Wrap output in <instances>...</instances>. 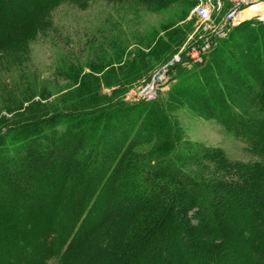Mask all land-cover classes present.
<instances>
[{
    "label": "trees",
    "instance_id": "1",
    "mask_svg": "<svg viewBox=\"0 0 264 264\" xmlns=\"http://www.w3.org/2000/svg\"><path fill=\"white\" fill-rule=\"evenodd\" d=\"M92 1L0 0V76L24 64L55 7ZM215 41L201 64L177 68L172 100L231 134L250 161L238 168L221 149L183 143L162 102L92 95L84 112L0 116V264H264V22Z\"/></svg>",
    "mask_w": 264,
    "mask_h": 264
},
{
    "label": "rangeland",
    "instance_id": "2",
    "mask_svg": "<svg viewBox=\"0 0 264 264\" xmlns=\"http://www.w3.org/2000/svg\"><path fill=\"white\" fill-rule=\"evenodd\" d=\"M201 2L209 5L208 0ZM254 2L264 0H228L230 7L240 3L246 8ZM229 5L212 11V24L206 30L199 27L193 9L179 4L159 12L104 0H94L82 10L59 5L52 11L53 23L48 22L43 32L27 44L29 54L24 64L13 76H0V110L9 109L0 116L10 121L6 123L9 125L11 120L29 115L84 112L92 95L107 102L138 103L127 97L167 69L176 81L171 80L159 91L155 103L166 106L183 143L221 149L230 158L229 165L242 167L250 160L231 134L198 116L187 100H172L180 85L178 78L194 68L187 57L190 48L201 46L209 37L214 41ZM238 11V24L249 21L242 19V9ZM221 45L219 40L217 46ZM238 52L240 57L244 55ZM177 68L185 72L180 75ZM74 71L87 78L80 84L66 80Z\"/></svg>",
    "mask_w": 264,
    "mask_h": 264
},
{
    "label": "built area",
    "instance_id": "3",
    "mask_svg": "<svg viewBox=\"0 0 264 264\" xmlns=\"http://www.w3.org/2000/svg\"><path fill=\"white\" fill-rule=\"evenodd\" d=\"M202 0H199V4L193 8V14L196 16L199 27H202L203 30H206L210 27L212 24V11L221 10L223 7V4L220 0H215L209 3V5L203 4L201 2ZM240 6V3H235L232 7L229 6L228 11L225 14L224 19L222 20V24L219 27L218 31L216 32L214 36V41H211L207 39L205 42L202 43L200 47L193 46L190 48L189 53L187 54V57L189 58L188 61L193 64H201L204 61V58L207 56V54L212 50V46L217 45L215 39H223L225 38L226 34L228 33L229 28L235 27L239 25L236 22L237 16L239 14L240 9H242V12L246 10L249 7L244 8ZM244 8V9H243ZM258 22L263 23L264 18H255ZM213 44V45H212ZM181 61V60H180ZM179 60L177 62H180ZM177 64V63H176ZM169 70L164 69L158 73L156 76V80H153L151 84H146L142 90L139 92L134 91L131 93L127 98L129 101L134 102H145L150 103L156 100L157 94L159 91L167 85V83H170V73ZM161 84V86H159Z\"/></svg>",
    "mask_w": 264,
    "mask_h": 264
},
{
    "label": "bare ground",
    "instance_id": "4",
    "mask_svg": "<svg viewBox=\"0 0 264 264\" xmlns=\"http://www.w3.org/2000/svg\"><path fill=\"white\" fill-rule=\"evenodd\" d=\"M242 19L251 20L254 18H264V2H254L242 13Z\"/></svg>",
    "mask_w": 264,
    "mask_h": 264
},
{
    "label": "water",
    "instance_id": "5",
    "mask_svg": "<svg viewBox=\"0 0 264 264\" xmlns=\"http://www.w3.org/2000/svg\"><path fill=\"white\" fill-rule=\"evenodd\" d=\"M245 11V10H244Z\"/></svg>",
    "mask_w": 264,
    "mask_h": 264
}]
</instances>
